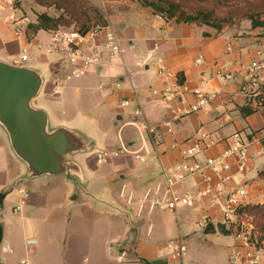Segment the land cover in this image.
Here are the masks:
<instances>
[{"label": "crops", "instance_id": "crops-1", "mask_svg": "<svg viewBox=\"0 0 264 264\" xmlns=\"http://www.w3.org/2000/svg\"><path fill=\"white\" fill-rule=\"evenodd\" d=\"M90 1L103 12L125 52L120 59L92 69L79 79H68L71 67L60 62L66 55L62 45L48 53L52 32L41 30L28 35V25L35 24L37 18L21 21L20 32L0 24V63L28 69L41 79L29 107L45 114L40 120L44 127L42 135L38 126L32 128L30 137L51 157L45 170L31 164L16 150L0 118V261L9 264L23 260L30 264H116L109 247L124 240L128 231L126 221L115 208L124 185L142 192L147 184L164 181L165 171L182 161L180 151L173 150L172 145L183 143L200 129L218 141L199 157L202 160L227 149L231 143L226 139L233 133L264 129V107L248 117L240 113V108L250 101L243 90L247 68L253 61L264 63V28L251 30L246 25L218 32L208 26L164 19L136 0ZM40 43L48 44L46 53L38 49ZM24 48L31 55L26 64L18 62ZM101 48L99 42L93 50ZM156 49L184 83L192 88L204 83L218 93V98L198 113L175 120L161 98L150 92L164 86L152 69L154 65L137 66ZM123 100H129L134 111L142 108L143 118L129 114L125 122L126 112L120 106ZM252 101L256 106V100ZM193 102L194 98L188 96L184 105ZM179 105L184 106L176 103L175 107ZM139 120L164 137L161 146L153 147L149 136L140 129ZM168 123L173 134L167 133ZM136 130L140 134L136 135ZM121 146L128 147L129 153L97 164L99 151ZM134 153H139L143 161ZM259 155L263 156L264 150L255 145L240 183L236 162L229 161L233 169L226 183L227 192L246 186L248 205L264 203V177L260 175L264 167L260 165L248 177ZM208 175L212 186L218 188L220 178L227 173ZM205 188L203 178L195 176L177 191L196 197ZM211 200V196L199 198L196 206L189 209L197 213V220L206 212L212 215L216 230L223 218L210 206ZM227 231L224 235L230 244L225 259L229 264L230 250L239 240L233 231ZM135 239L131 244H136V254L149 264H170L157 255L145 259L140 235L138 242Z\"/></svg>", "mask_w": 264, "mask_h": 264}, {"label": "built area", "instance_id": "built-area-1", "mask_svg": "<svg viewBox=\"0 0 264 264\" xmlns=\"http://www.w3.org/2000/svg\"><path fill=\"white\" fill-rule=\"evenodd\" d=\"M53 43L47 50L48 53H54L60 49V45L66 51L60 62L65 66L71 67V74L68 79H79L86 76L92 69L108 65L110 62L120 59L125 49L121 45L115 30L108 25L107 27L96 26L88 33L81 34L77 31L58 30L52 32ZM102 47L100 51L93 50V47ZM30 52L24 48L19 56V63L26 64L30 61ZM153 64L157 76L164 81L162 89H151L150 92L157 95L166 104L172 112L175 120L182 117L196 114L203 108L209 106L218 98V93L206 87L203 83L194 88L186 83H180L177 74H175L167 65L165 60L158 55L157 49L147 54L146 58L137 63V66L144 68L146 65ZM264 63L253 61L246 71V80L243 84V90L250 100H255L258 96V88L264 78ZM225 79H229L225 76ZM188 96L194 98L193 103L186 104ZM179 103L184 105L175 107ZM129 100H123L121 108L126 109L130 106ZM136 118H143L142 108L134 111ZM140 129L147 134L153 147H159L163 144L161 136L156 128L150 127L146 121L139 120ZM223 125H220L222 127ZM168 134H173L174 130L170 123L165 125ZM230 145L217 156L206 157L200 161L199 157L204 155L205 151L216 146L218 141L213 135L198 130L193 136L189 137L183 143H174L173 150L181 153L182 161L173 165L165 171V180H158L148 185L142 192L135 189H129L125 185L119 193V197L128 207H133L138 219L144 215L151 216L154 211L163 207L171 212H178L183 209L194 208L197 200L206 196H211V207H215L217 212L222 215V225L226 230L234 232L239 243L234 245L229 253V264H264V240L254 226L244 224L245 214L243 209L248 205L246 203V186L234 191L227 192L226 183L231 179L229 173L233 165L229 162L234 160L238 173H244L250 159V150L255 145H261L264 150V129L256 132L245 133L235 132L227 139ZM129 153L126 146H121L114 150H102L96 154L97 164H104L108 161ZM136 158L142 160L139 153H134ZM212 172L216 175L227 173V176L220 178L219 187L212 186V179L208 175ZM200 176L203 178L206 188L199 192L195 197L190 193H179L177 188L183 185L192 177ZM25 194V193H24ZM210 226H214V217L206 212L196 222V232H205ZM153 225L148 228V235H151ZM168 255L166 258L170 264H198L187 259V247L183 240H177L166 246ZM112 256L114 253L112 252ZM119 263H126L134 260L136 264H149L148 261L134 253L127 251L119 252L116 255ZM0 264H9L0 261ZM18 264H30L23 260Z\"/></svg>", "mask_w": 264, "mask_h": 264}, {"label": "rangeland", "instance_id": "rangeland-1", "mask_svg": "<svg viewBox=\"0 0 264 264\" xmlns=\"http://www.w3.org/2000/svg\"><path fill=\"white\" fill-rule=\"evenodd\" d=\"M87 1H89V7L93 6L94 9L97 8L90 0ZM44 13L56 18L64 13L65 22L73 21L70 24L64 23L66 26H63L61 30L65 31H79V29L83 28L84 21L86 22L87 27L91 26L92 28L99 26L97 24L101 23L98 19V15L90 9L87 10V14L85 15L87 19L83 18L81 22H76L71 20L69 14L57 10L53 6H41L35 0H0V24L8 25L9 28L18 32H20L19 29H22V26L19 25L21 21L24 19L32 21L37 18L38 15ZM246 25L253 30L252 24L249 20H242L235 26L246 27ZM40 44L41 45L38 49H40L42 53H46L45 51L48 44ZM12 50H14V48H12ZM16 54L17 53H14V56H17ZM154 68L152 69L156 70ZM262 85H264V78L257 90L258 96L261 97L257 101L263 104L260 108L264 107V94L262 89H260ZM125 112L126 114L124 119L126 122L129 119V114L134 115V108L129 106L125 109ZM132 133L134 134L133 129ZM135 134L138 135L140 133L136 130ZM199 160L203 161L201 158ZM255 160V169L248 170V177L250 178L254 175V172H256L260 165L261 167H264V155L257 156ZM243 178V174L239 173L237 182L240 183ZM135 190L137 192L141 191V189ZM191 195L194 196L193 194ZM117 201L118 202L115 208L119 213L118 215H121L126 221V229L128 231L124 240L122 239L112 243L109 247L110 256L116 264H136L134 260H129L126 263H119L116 259V255L123 251L135 253L136 250L134 248L136 244L132 245L131 242L135 238L137 239L139 235L145 245L144 256L147 260L148 257L157 255L159 258H163L167 261L168 258L166 255H168V252L166 246L171 242L181 239L187 247V259L189 261L198 264H227V260L225 258H227L226 252L228 245L230 244L229 237L221 233L218 229H216V232H194L193 226L197 220V213L194 210L183 209L182 212L176 214L169 212L166 208L159 207L151 216L148 217L147 215H144L141 219H138L135 214L136 209L134 210L133 207H128L119 195ZM245 212L243 223L254 226L261 235L262 240H264V218L261 213L253 208H248ZM150 224L153 225V230L151 235L148 236V228ZM136 241L138 242V240ZM112 252L115 257L112 256Z\"/></svg>", "mask_w": 264, "mask_h": 264}, {"label": "trees", "instance_id": "trees-1", "mask_svg": "<svg viewBox=\"0 0 264 264\" xmlns=\"http://www.w3.org/2000/svg\"><path fill=\"white\" fill-rule=\"evenodd\" d=\"M41 6H53L57 10L63 11L70 15L71 20L81 22L86 18L87 10H93L101 23L97 24L101 27H107L108 20L103 12L97 8L89 7L87 0H35ZM145 8H150L154 14L164 19L173 20L177 23H185L190 25L208 26L221 32L227 27H235L242 20H249L253 28H264V0H138ZM87 19V18H86ZM66 21L64 13L59 17H52L48 14H40L37 16L35 24L28 25V35H35L39 31L54 32L60 30L65 24L72 23ZM65 23V24H64ZM92 29L91 26L83 23V28L79 29V33L86 34ZM180 83L184 80L179 78ZM264 94V85L260 88ZM258 98V99H257ZM254 106L253 101H248L247 105L240 108V113L244 117L251 116L259 111L262 103L257 100ZM264 177V170L260 173ZM3 196L0 197V203ZM253 208L258 210L264 218V203L247 205L244 209ZM218 230L223 233H229L223 225L218 226ZM207 232H216L213 226L207 229Z\"/></svg>", "mask_w": 264, "mask_h": 264}, {"label": "water", "instance_id": "water-1", "mask_svg": "<svg viewBox=\"0 0 264 264\" xmlns=\"http://www.w3.org/2000/svg\"><path fill=\"white\" fill-rule=\"evenodd\" d=\"M40 87L41 79L30 70L0 63V118L10 131L16 150L31 164L45 170L51 157L30 137V130L36 126L41 135L43 132L44 125L40 120L45 118V114L29 107Z\"/></svg>", "mask_w": 264, "mask_h": 264}]
</instances>
